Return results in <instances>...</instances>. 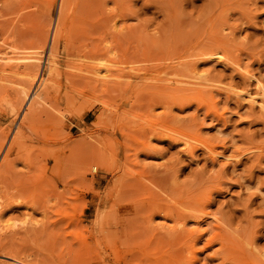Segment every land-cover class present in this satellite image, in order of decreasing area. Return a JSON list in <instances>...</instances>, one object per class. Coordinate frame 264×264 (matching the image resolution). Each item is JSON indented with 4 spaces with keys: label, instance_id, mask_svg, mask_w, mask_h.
<instances>
[{
    "label": "rangeland",
    "instance_id": "374dc122",
    "mask_svg": "<svg viewBox=\"0 0 264 264\" xmlns=\"http://www.w3.org/2000/svg\"><path fill=\"white\" fill-rule=\"evenodd\" d=\"M59 1L0 0V264H142L153 231L171 232L152 247L158 264H232L239 251L264 261V113L238 96L255 91L243 71L264 83V0H100L87 19L83 0H68L54 48ZM216 39L236 67L186 64L185 55ZM28 64L38 65L40 96L14 113ZM176 79L188 89L173 88ZM193 137L210 141L215 154ZM146 194L204 202L211 213L197 227L187 221L189 235L175 242L172 221L141 223ZM215 218L229 220L239 251L205 246Z\"/></svg>",
    "mask_w": 264,
    "mask_h": 264
},
{
    "label": "bare ground",
    "instance_id": "6f19581e",
    "mask_svg": "<svg viewBox=\"0 0 264 264\" xmlns=\"http://www.w3.org/2000/svg\"><path fill=\"white\" fill-rule=\"evenodd\" d=\"M79 1V0H78ZM97 1L99 2L100 0H83L82 1V3H83V6L80 4L79 5V7L80 6H82V7H80L79 9L81 10V13H80V11H79V14L81 15V16H90L89 15V13L91 12V8H92V6L94 5V4H96L97 3ZM67 2H69L68 0H60L59 1V6H58V11H57V16H56V20H55V22H54V24H53V28H52V35H51V37H50V43H51V45H54V48L57 46V44L59 43V40L61 39V35H62V33H61V29H62V27L65 25V21H66V18H67V8H68V5H67ZM101 2H102V0H101ZM81 3V2H80ZM92 5V6H91ZM99 5V4H98ZM98 5H97V8H98ZM95 6V5H94ZM97 8H92V9H97ZM93 10V11H94ZM92 11V12H93ZM97 11V10H96ZM95 14V13H94ZM80 16V17H81ZM79 17V16H78ZM85 17V18H86ZM85 18H83V19H85ZM76 19V18H75ZM79 19V18H78ZM80 19H82V17L80 18ZM87 19V18H86ZM77 21V20H76ZM81 21V20H80ZM80 21H78V22H80ZM83 21V20H82ZM91 21V20H90ZM86 22V21H85ZM85 22H84V24H85ZM97 23H98V21H97ZM101 23V22H100ZM79 24V23H78ZM80 24H83V23H81L80 22ZM87 24V23H86ZM91 25V24H90ZM90 25H88V26H90ZM93 25V24H92ZM103 24H100V26H102ZM87 26V27H88ZM95 26H98L97 24L95 25ZM91 27V26H90ZM99 27V26H98ZM102 28V27H101ZM100 28V29H101ZM78 29H79V27H78ZM85 29V28H84ZM89 29V28H88ZM95 30H92V29H90L92 32L93 31H98V30H96L97 28H94ZM86 30V29H85ZM82 31H83V29H82ZM76 32H78V31H76ZM88 32V31H87ZM82 33V32H81ZM85 35H88V34H85ZM44 37H45V35H43ZM79 36V35H78ZM84 36V35H83ZM89 36V35H88ZM120 36V35H119ZM43 37V38H44ZM80 37V36H79ZM121 37H123V35H121ZM46 39V38H45ZM154 39V38H153ZM156 39V38H155ZM42 40H44V39H42ZM217 40L218 39H216V42H217ZM155 42V41H154ZM214 43V46L213 45H211V47L210 48H207V46H206V48H204V49H202V50H199L198 48V52L195 50V52L196 53H194V51H193V53L191 54V53H189L188 55H185V57L186 58H188L189 57V60L187 61V63L186 64H191L192 66H194V65H196V63H198L199 61L201 62V61H207V59H213V60H217V61H220L222 64L224 63V64H227V65H229V64H231V65H233V67H236L237 65V63L235 64H232L233 63V60L232 59H228L229 57H227L226 55L228 54H224L223 53V49H221L222 47H221V43H219V40H218V42L217 43ZM219 43V44H218ZM220 45V46H219ZM213 46V47H212ZM39 47V46H38ZM42 47V46H41ZM203 48V47H202ZM187 49V48H186ZM40 50H41V48H40ZM55 50V49H54ZM194 50V49H193ZM91 51V50H90ZM189 51V50H188ZM225 52V51H224ZM34 53V52H33ZM92 53V52H91ZM181 53V52H180ZM183 53H185V52H183ZM226 53V52H225ZM26 54V53H25ZM31 54V53H30ZM37 54V53H36ZM177 55H179L178 53H177ZM52 56V55H51ZM50 56V58H51V60H52V58H54V57H51ZM34 56L33 55H30L29 57H27L29 60L31 59H34L33 58ZM85 57V56H84ZM176 57V56H175ZM11 58V57H10ZM174 58V57H173ZM181 58V57H180ZM180 58H179V60H180ZM185 58V59H186ZM191 58V59H190ZM231 58H233V57H231ZM12 59V58H11ZM86 59V58H85ZM91 59V58H90ZM175 60H177V59H175ZM229 60L231 61V63L229 62ZM42 61V60H41ZM182 61V60H181ZM30 62V61H29ZM33 62V61H32ZM111 62V61H110ZM109 62V63H110ZM174 62V61H173ZM184 62V61H183ZM185 62H186V60H185ZM184 62V63H185ZM238 62V61H237ZM28 63V62H27ZM112 63H113V61H112ZM118 63H120V62H118ZM181 63V62H180ZM122 64V63H121ZM175 64V63H174ZM179 64V63H178ZM202 64V63H201ZM240 64V63H239ZM31 65V64H30ZM113 65H115V64H113ZM119 65V64H118ZM234 65H236V66H234ZM116 66V65H115ZM175 66V65H174ZM243 66V65H242ZM76 67V66H75ZM78 67V66H77ZM88 67V66H87ZM110 67H112V66H110ZM188 67H190V65L188 66ZM244 67V66H243ZM114 69H116V67H113ZM133 68V67H132ZM168 68V67H167ZM170 68V67H169ZM169 68L168 69H166V70H169ZM191 68V67H190ZM193 68V67H192ZM195 68V67H194ZM47 69H48V67H47ZM97 69V68H96ZM95 69V70H96ZM112 69V68H111ZM110 68H109V66L106 68V71H108V72H110V70H111ZM114 69L113 70H111L112 71V73H113V71H114ZM134 69V68H133ZM171 69H172V67H171ZM178 69V68H177ZM238 69V68H237ZM236 69V70H237ZM90 70V69H89ZM117 70H120V69H117ZM121 70H123V69H121ZM179 70V69H178ZM182 70V69H181ZM194 70H196V68L195 69H193V71ZM235 70V69H234ZM241 70V69H240ZM99 71V70H98ZM171 71V70H170ZM174 71H175V69H174ZM174 71H172V73L174 72ZM192 71V70H191ZM238 71V70H237ZM246 71V72H245ZM245 71H243L244 73H241L244 77H246V79H248V80H254L255 81V83H254V85H255V91L254 92H252V91H250L249 89H247V88H245V90L241 93V94H238V96L243 100V101H245L246 102V104H249V105H251V106H255V107H258V109L260 110V112H262V113H264V83H262L259 79H257L255 76H254V74H252V73H250V71L248 72V70H245ZM16 72V71H15ZM97 72V71H96ZM95 72V73H96ZM119 72V71H118ZM168 72V71H167ZM176 73H177V71H175ZM233 72V71H232ZM235 72V71H234ZM240 72H242V71H240ZM251 72H252V70H251ZM21 73H23V72H21ZM25 73V76H26V79H24L25 81L24 82H26V84L24 83V85H20V89H18L19 91H18V93H20V101L19 102H17L16 103V105H13L12 106V111L11 112H18V109H20L19 108V106L21 107V103L25 100V101H28L29 102V104H31L32 103V99L35 97L34 95H36V96H40V93L38 92L39 90V87L42 85V82H41V76L38 74V65H33V66H29V64H28V67H27V71L26 72H24ZM23 73V74H24ZM40 73V72H39ZM64 73V72H63ZM116 73V76H117V71L115 72ZM175 73V74H176ZM194 73V72H193ZM65 74V73H64ZM63 74V75H64ZM111 74V73H110ZM119 74V73H118ZM120 74H121V72H120ZM120 74H119V76H120ZM126 74H128V72H126ZM126 74L124 73V77L126 76ZM130 74V73H129ZM128 74V75H129ZM178 74V73H177ZM171 75H173V74H171ZM179 75V74H178ZM238 75V74H237ZM113 76H115V74L113 75ZM118 76V77H119ZM122 76V75H121ZM110 77H111V75H110ZM171 77H174V76H171ZM192 77V76H191ZM4 78V77H3ZM2 78V79H3ZM5 78H7V77H5ZM4 78V79H5ZM127 78H128V76H127ZM168 78V77H167ZM193 78V77H192ZM195 78V77H194ZM200 78V77H199ZM49 79V78H48ZM168 79H170V78H168ZM178 79V78H177ZM177 79L176 80H173V82L174 81H177ZM198 79V78H197ZM18 80H20V79H18ZM179 80H180V78H179ZM182 80V79H181ZM180 80V81H181ZM184 80V79H183ZM183 80H182V83H185V81L183 82ZM196 80V79H195ZM23 81V80H22ZM169 81V80H168ZM16 82V81H15ZM17 82H19V81H17ZM37 82V84H36V86L35 87H37V85H38V88H35L34 90H32V86H33V84L34 83H36ZM106 82V81H105ZM112 82V81H111ZM122 83L121 81H118V83ZM172 82V83H173ZM178 82V81H177ZM177 82H174V84H173V88H177V87H179L180 88V90H181V88L182 87H184V86H182V87H180V85L178 86V85H175V84H178ZM189 82H190V85H191V83L194 85V83H195V81L194 82H192V81H190L189 80ZM20 84L22 83V82H19ZM113 83V82H112ZM171 83V82H170ZM196 83H198V82H196ZM249 83V82H248ZM188 84V83H187ZM199 84H201V83H199ZM199 84H197L198 86H199ZM26 85V86H25ZM35 85V84H34ZM174 85H175V87H174ZM183 85V84H182ZM208 85V84H207ZM210 85H212V84H210ZM44 86V85H43ZM113 86H114V84H113ZM118 86H120V85H118ZM118 86H114V87H118ZM188 86V85H187ZM196 86V85H195ZM209 86V85H208ZM186 87V86H185ZM185 87L184 88H182V89H185ZM189 87V86H188ZM201 87V86H200ZM54 88V87H53ZM179 88H177V89H179ZM193 89H195L194 87H192ZM192 88H190V89H192ZM198 88V87H197ZM176 89V90H177ZM188 88L186 87V89L185 90H187ZM202 89V88H201ZM200 89V90H201ZM204 89V88H203ZM240 89V88H239ZM198 90V89H197ZM10 96V95H9ZM37 98V97H36ZM39 99V98H38ZM11 100V99H10ZM19 100V99H18ZM40 100V99H39ZM44 100V99H43ZM43 100H41L42 102H43ZM41 101H40V103H41ZM6 102H8L9 103V101L7 100V101H5V103ZM34 102H36V100H34ZM38 102V101H37ZM40 103H38V105H40ZM103 103V102H102ZM14 104V103H13ZM28 104V106L30 107V105ZM37 104H36V108H38L37 106H38ZM85 105V104H84ZM90 106V105H89ZM29 107H28V110H29ZM33 107H35V106H33ZM88 107V106H87ZM2 108V107H1ZM32 107H30V109H31ZM90 107H88V109H89ZM34 110L33 111H35V108H33ZM81 109V108H80ZM26 110H27V108H26ZM32 110V109H31ZM46 110V109H45ZM38 111H40V108H39V110ZM26 112V111H25ZM31 111H29V113H30ZM37 112V111H36ZM42 111H40V113H41ZM48 112V111H47ZM22 113H24V112H22ZM27 113V115H29V113L28 112H26ZM25 113V114H26ZM43 113H45L44 111H43ZM215 113V112H214ZM25 114H23L24 116H25ZM51 113L49 112V115H50ZM12 115H13V113H12ZM40 115H42V114H40ZM44 115V114H43ZM24 116H22L21 118H24ZM27 117H32L31 115L30 116H27ZM35 117V116H34ZM46 117V116H45ZM26 118V117H25ZM56 118V117H55ZM31 119V118H30ZM29 119V120H30ZM39 119V118H38ZM41 119V118H40ZM24 121H25V119H23ZM26 120H28V119H26ZM43 121V120H42ZM27 122V121H26ZM25 122V123H26ZM36 122H38L37 120H36ZM35 122V123H36ZM41 123V122H40ZM8 124V123H7ZM24 124V123H23ZM57 130V129H56ZM21 131H22V129L20 130V131H18L17 132V139L19 138V135L21 134ZM53 131V130H52ZM52 131H50V132H52ZM55 131V130H54ZM53 131V132H54ZM59 131V130H58ZM57 131V132H58ZM41 132V131H40ZM57 132H56V134L55 135H57L58 136V134H57ZM43 134V133H42ZM181 134H183V133H181ZM40 135V134H39ZM38 135V136H39ZM60 135V134H59ZM56 136V137H57ZM46 137V136H45ZM67 138V137H66ZM94 138V137H93ZM15 139V138H14ZM13 139V140H14ZM16 139V140H17ZM95 139V138H94ZM193 139L194 140H199L200 139V137L198 138H196V137H193ZM20 140V139H19ZM182 143L184 144V147L185 148H187L186 149V151H189L190 153L192 152V149H190L192 146H191V144H190V142H189V139H186V138H183L182 137ZM201 140V143H202V145L204 146V148L206 149V150H208L211 154H215V149H214V145L212 144V143H210V141L209 142H206V140H202V139H200ZM18 141V140H17ZM73 142V141H72ZM71 142V143H72ZM75 143V142H74ZM77 143V142H76ZM16 144V143H15ZM17 144H19V143H17ZM75 145V144H74ZM77 145V144H76ZM91 144H89L88 146H90ZM12 147V146H11ZM71 147H72V145H71ZM260 147H262V146H260ZM66 148V147H65ZM87 148V147H86ZM259 148V147H258ZM64 149V148H63ZM91 149H93V148H91ZM10 150V149H9ZM67 150V149H66ZM73 150V149H72ZM71 150V151H72ZM69 151V150H68ZM70 151V152H71ZM75 151V150H74ZM85 151H86V149H85ZM93 150H91V152H92ZM94 151H95V149H94ZM93 151V152H94ZM145 151H147V149L145 150ZM189 152H187V153H189ZM260 152H262V148H260ZM72 153V152H71ZM189 153V154H190ZM89 155H92V154H89ZM94 155V154H93ZM77 157V156H76ZM90 157V156H89ZM3 166V165H2ZM1 167V166H0ZM1 174H3V173H1ZM1 174H0V177H1ZM2 178V177H1ZM1 181V180H0ZM1 182H3V181H1ZM0 182V183H1ZM160 182V181H159ZM144 185V184H143ZM143 185H141V186H143ZM218 185V184H217ZM214 186V185H213ZM220 186V185H219ZM144 187H145V185H144ZM143 187V188H144ZM169 187V186H168ZM162 188V187H161ZM214 188H216V187H214ZM163 189H167V188H163ZM173 188H171V189H169V190H172ZM218 189V188H217ZM144 190V189H143ZM214 190H216V189H214ZM147 191H148V189L146 190V193H147ZM142 192H145V190L144 191H142ZM141 192V193H142ZM149 192H151V191H148V193L147 194H149ZM170 192H172V191H170ZM193 192V191H192ZM212 192V191H211ZM218 192H219V189H218ZM158 193V192H157ZM191 193V192H190ZM201 193V192H200ZM144 193H142V195H143ZM146 194V195H147ZM178 194H182V193H178ZM193 194V193H192ZM156 195V193H154V196ZM170 195V194H169ZM175 195V194H174ZM197 195H199V194H197ZM147 196H149V197H151V194L150 195H147ZM177 196H179V195H177ZM177 196H176V198H177ZM184 196V195H183ZM207 196V195H206ZM141 197V196H140ZM143 197H145V196H143ZM143 197H141V198H143ZM157 197L159 198L160 196H158V194H157ZM156 197V198H157ZM164 197V196H163ZM181 197V196H180ZM187 197V196H186ZM199 197H201V196H199ZM209 197V196H208ZM208 197H206V198H208ZM155 198V197H154ZM156 198H155V200H156ZM185 198V197H184ZM189 198V197H188ZM193 198H194V196H193ZM198 198V197H197ZM210 199H211V197H209ZM146 199H148V197L146 198ZM150 200H146V202L143 204V203H139L140 205H138V206H140V207H138L137 208V210L139 211H141V213H142V211L143 212H145L146 213V215H145V213L143 214H141L142 216L143 215H145L144 217H140L141 219V223L144 225V222H145V224L147 225H149V224H151V225H155V224H152V220H153V217H155V216H162L164 219H166V220H170V221H172V225H171V229H172V231H174V232H178L177 233V236H173V240L175 239V242H176V240L178 239V241L180 240V234H179V232H181V231H183L184 230V227H185V225H186V223H187V221H194V223H195V225H196V227L199 225V223H201V222H203V221H205L204 219L206 218V217H208L209 215H210V213L211 212H207L208 210H206L205 211V204L204 205H202V203H204V202H202V203H200V201L198 202V200L197 201H194L196 198H194L193 199V202L194 203H196V202H198V205H197V203L196 204H193V203H191L190 202V204L187 206V205H182V203L181 202H175V204H172V203H166V202H164V200H163V198H161L162 200H160V198L158 199V200H160V201H158V200H154L153 199V196L151 197V198H149ZM168 198L166 197V200H167ZM178 199V198H177ZM177 199H175V200H177ZM192 199V198H191ZM199 199V198H198ZM204 199V198H203ZM169 200V199H168ZM183 200V199H182ZM190 200V199H189ZM141 201V200H140ZM142 201H144L143 199H142ZM160 202V203H158V202ZM184 201L185 200H183L182 202L184 203ZM204 201H205V199H204ZM206 201H208L209 202V199L208 200H206ZM163 202V203H162ZM168 202V201H167ZM171 202H173V201H171ZM187 202V201H186ZM211 202V201H210ZM209 202V203H210ZM201 205H200V204ZM206 204H208L207 202H206ZM200 205V206H199ZM141 209H144V210H141ZM80 210V209H79ZM136 210V212H138ZM78 212V211H77ZM80 214V213H79ZM213 215V214H212ZM116 216V215H115ZM145 218V219H144ZM121 219V218H120ZM224 220V219H223ZM99 221V220H98ZM118 221V220H117ZM214 224H213V226H212V235L210 236V238L206 241V243L204 242V244H205V246H208V245H210V244H212V243H214V242H216V244L218 243V247H220V248H218V250L219 249H223V250H226L227 251V253L228 254H230L233 250H234V247L235 246H237L236 245V243H235V241L233 242V237H231V236H233L231 233V231H230V229L229 228H227V226L228 225H226L228 222H229V220H225V221H222V220H220V219H218V218H215L214 220ZM227 221V223H225ZM209 222H211V221H209ZM206 223H207V221H206ZM212 223V222H211ZM230 223V222H229ZM209 224V223H208ZM143 225L142 226H139L140 228H141V230H145V235H146V232H148L147 230L148 229H146L145 227L144 228H142L143 227ZM151 225H150V228H152L153 229V227H151ZM166 225V224H165ZM168 225H170V224H168ZM201 225V224H200ZM230 225V224H229ZM123 227V226H122ZM157 227V226H156ZM168 227V226H167ZM229 227V226H228ZM139 228V229H140ZM147 228H149V226L147 227ZM232 228V227H231ZM157 229H158V227H157ZM171 229H170V231H171ZM144 230H143V232H144ZM149 230H151V229H149ZM155 230V229H154ZM234 230V229H233ZM162 231H164L163 229H162ZM187 231H189V230H187ZM141 232V231H140ZM152 232V231H151ZM150 232V233H151ZM154 232H156V231H153V233H151V234H154ZM184 233H186V231L184 230L183 231ZM191 232V231H190ZM205 232V231H204ZM208 232V231H207ZM231 232V233H230ZM245 232V231H244ZM150 233H147V236L149 237V235L148 234H150ZM160 233H162L161 231H159L158 233H156L155 235H153V236H156V237H158V239H155L154 237H152L151 236V234H150V237L151 238H147V239H145V240H143V245L145 246V249H146V251L148 252L147 254H144L143 252H141V253H143V255H146V256H144V257H142L141 256V258H142V260H143V262H142V264H156L157 262L159 263L160 261H157V257L159 258V256H157V255H159V254H157L158 252H155V253H151L152 251L154 252V250L152 249V247L155 245V248H157V246H158V242H159V244L161 243V241L163 242V241H165L164 239L166 238V235H164V236H162V237H165L164 239H162V237L161 236H157V235H160ZM166 233V232H165ZM164 232L162 233V234H165ZM168 233V232H167ZM166 233V234H167ZM171 233V232H170ZM170 233H168L167 235H169ZM173 233V232H172ZM182 233V232H181ZM233 233H236L235 231L233 232ZM140 234V233H139ZM174 234V233H173ZM179 234V235H178ZM186 234H188L189 235V232H187ZM202 234V233H201ZM242 234V233H241ZM144 234L142 233V236H143ZM198 235H200V234H198ZM236 235V234H235ZM244 235V234H243ZM183 236V238H185V235H181V237ZM187 236V235H186ZM196 236V235H195ZM201 236V235H200ZM199 236V237H200ZM236 236H238V235H236ZM236 236L234 237V238H236ZM160 237V238H159ZM171 237V235H169L168 236V238H170ZM188 237V236H187ZM198 236H196V238H197ZM142 239H143V237H141ZM146 238V237H145ZM154 238V239H153ZM182 238V239H183ZM189 239L191 238V236L190 237H188ZM195 238V237H194ZM204 238V237H203ZM255 238V237H254ZM258 238V237H257ZM162 239V240H161ZM172 239V238H171ZM181 239V240H182ZM198 239V238H197ZM197 239H195V240H197ZM205 239V238H204ZM140 240V239H139ZM155 240V241H154ZM187 240V239H186ZM238 240V239H237ZM236 240V241H237ZM242 240V239H241ZM245 241V240H244ZM251 241V240H250ZM193 242V239H192V241H191V243ZM195 242V241H194ZM241 242V241H240ZM238 242L237 241V243L238 244H242L243 245V243L241 242ZM255 242V241H254ZM178 243H180V242H178ZM196 243V242H195ZM234 243V244H233ZM157 244V245H156ZM203 244V245H204ZM251 244V243H250ZM182 245V244H181ZM184 245V244H183ZM235 245V246H234ZM242 245L240 246V248L241 249H244V247H245V245H244V247H242ZM247 245H248V243H247ZM190 246H191V244H190ZM194 246V245H193ZM159 247V246H158ZM161 247V246H160ZM187 247V246H186ZM192 247V246H191ZM238 247V246H237ZM140 248H142L141 246H140ZM247 248V247H246ZM257 248V247H256ZM150 249V250H149ZM142 250H143V248H142ZM217 250V251H218ZM237 250H238V248H237ZM237 250H235V251H237ZM150 251V252H149ZM220 252H221V250H219ZM218 251V252H219ZM235 251H233L232 253H235ZM239 251V250H238ZM145 252V251H144ZM215 252V251H214ZM225 252V251H224ZM224 252H222V253H224ZM149 253H151V255H148ZM231 253V254H232ZM239 253V254H238ZM156 254V255H155ZM221 254V253H220ZM237 256H233L232 255V258H231V255H229L230 256V258H231V260H233V263L232 264H264V261H261V260H259V261H254L253 259H251V257H248L247 255H245V253H244V251H242V252H237ZM224 255H225V253H224ZM224 255H222V256H224ZM155 257V259H156V261H154V260H151V259H153L154 257ZM150 257H152L151 259H149ZM228 257V256H227ZM255 257H257V256H255ZM143 258H145V259H143ZM193 258V257H192ZM116 259H119V258H117L116 257ZM162 259V258H161ZM258 259H260V257L258 256ZM159 260H160V258H159ZM227 260V259H226ZM230 261V260H229ZM224 262V261H223ZM157 263V264H158Z\"/></svg>",
    "mask_w": 264,
    "mask_h": 264
}]
</instances>
